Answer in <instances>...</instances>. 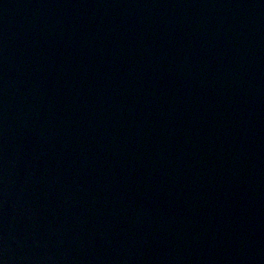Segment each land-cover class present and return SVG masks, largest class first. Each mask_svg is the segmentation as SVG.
Listing matches in <instances>:
<instances>
[{
  "label": "water",
  "instance_id": "obj_1",
  "mask_svg": "<svg viewBox=\"0 0 264 264\" xmlns=\"http://www.w3.org/2000/svg\"><path fill=\"white\" fill-rule=\"evenodd\" d=\"M0 264H264V0H0Z\"/></svg>",
  "mask_w": 264,
  "mask_h": 264
}]
</instances>
